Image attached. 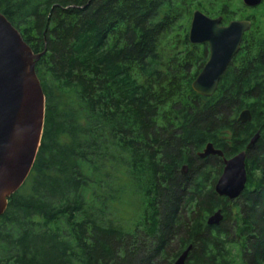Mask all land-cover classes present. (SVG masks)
<instances>
[{
  "label": "trees",
  "instance_id": "1",
  "mask_svg": "<svg viewBox=\"0 0 264 264\" xmlns=\"http://www.w3.org/2000/svg\"><path fill=\"white\" fill-rule=\"evenodd\" d=\"M176 2L0 0V11L34 52L47 46L36 65L46 113L28 176L32 188L27 192L26 180L0 216V264H160L175 242L174 259L192 245L185 264H264V34L254 56L239 66L230 62L212 96L192 87L203 57L187 84L194 98L174 105L173 122L160 132L153 84L162 75L158 38L176 23ZM243 51L242 45L233 59ZM131 62L152 84L138 81ZM245 108L253 118L241 122ZM258 131L247 150L246 188L236 199L219 195L223 157L201 159L197 152L212 142L233 156ZM120 165L145 204L154 245L143 254L140 244L131 251L128 227L107 210L117 197ZM92 192L105 202L95 203ZM219 208L224 219L209 225Z\"/></svg>",
  "mask_w": 264,
  "mask_h": 264
},
{
  "label": "water",
  "instance_id": "2",
  "mask_svg": "<svg viewBox=\"0 0 264 264\" xmlns=\"http://www.w3.org/2000/svg\"><path fill=\"white\" fill-rule=\"evenodd\" d=\"M263 0H244L249 6ZM223 15L212 17L200 9L193 14L189 31L192 43H208L209 57L192 83L201 95L212 96L220 78L235 55L240 51L245 32L251 29L250 19H234L223 24ZM47 51L34 52L21 31L0 11V216L6 211L9 198L27 180L37 157L45 125L46 96L36 71L39 59ZM249 108L243 109L238 120H252ZM261 134L258 131L246 149L228 158L212 142L197 152L200 158L219 155L224 159L223 172L215 183V191L230 199L238 198L246 188L247 150L255 147ZM189 166L181 172L186 175ZM224 219L221 208L207 219L218 225ZM192 245H189L173 264H185Z\"/></svg>",
  "mask_w": 264,
  "mask_h": 264
},
{
  "label": "rangeland",
  "instance_id": "3",
  "mask_svg": "<svg viewBox=\"0 0 264 264\" xmlns=\"http://www.w3.org/2000/svg\"><path fill=\"white\" fill-rule=\"evenodd\" d=\"M197 6L210 11L211 14L208 15L212 17L223 15V24H228L234 19L251 20V29L245 32L242 41L244 49L243 55L240 58L232 60L231 63L234 66L241 65L243 60L255 55L257 39L261 34H264V0L256 6L245 4L244 0H177L176 5L172 7V14L177 16V21L172 27L163 31L158 38L162 75L160 76V82L153 84L155 89L154 102L157 104L159 111V115L157 116V129L160 132L163 131L161 127H167L169 122H173L174 105L178 102L184 103L187 99L194 98L193 94L188 93L187 84L195 72L200 69L202 62H204L203 57L208 58L210 53L208 43L195 44L191 43L189 38L186 39V33L190 31L194 10L197 9ZM219 11L223 13H218ZM121 33V28L114 31L110 36L109 42L112 43L118 39ZM206 47L208 48L207 52L205 51ZM130 67L140 83L152 84V79L149 78L148 81L143 77L135 62H131ZM150 99L152 100L153 98L150 97ZM165 133L164 131L162 134ZM59 139L61 142H67L69 137L65 133H60ZM212 161L214 166H219L215 158ZM196 164H199L198 161ZM124 171L125 168L120 165L115 181L117 197L108 203L107 210L109 217L128 227L131 235L128 243L134 244L131 247V251H137L136 247L140 244V250L137 252L143 254V252L148 250V247H153L154 242L149 237L148 221L145 216L146 210L142 196L134 188L127 172ZM32 183L33 177H29L25 183L27 185V192L31 191ZM22 189H20V192ZM91 196L95 203L105 202L93 192ZM230 223L231 220L227 222V226ZM179 248V242L173 243L168 249L169 258L162 260L160 264L173 263L176 258L171 257H173L175 252L179 251ZM132 257H134L133 254ZM170 259L173 260L171 261Z\"/></svg>",
  "mask_w": 264,
  "mask_h": 264
},
{
  "label": "flooded vegetation",
  "instance_id": "4",
  "mask_svg": "<svg viewBox=\"0 0 264 264\" xmlns=\"http://www.w3.org/2000/svg\"><path fill=\"white\" fill-rule=\"evenodd\" d=\"M210 156H218V155H210ZM208 157V156H207ZM230 157H232V156H230ZM230 157H228V158H230ZM201 159H204V158H201ZM222 164H223V166L225 165L224 164V159L222 160Z\"/></svg>",
  "mask_w": 264,
  "mask_h": 264
}]
</instances>
